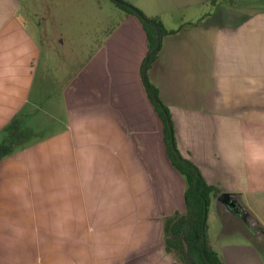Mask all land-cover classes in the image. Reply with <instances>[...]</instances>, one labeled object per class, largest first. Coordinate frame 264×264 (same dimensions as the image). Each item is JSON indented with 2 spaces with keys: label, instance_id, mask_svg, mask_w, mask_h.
<instances>
[{
  "label": "crops",
  "instance_id": "1",
  "mask_svg": "<svg viewBox=\"0 0 264 264\" xmlns=\"http://www.w3.org/2000/svg\"><path fill=\"white\" fill-rule=\"evenodd\" d=\"M260 3L204 0L208 13L176 26L140 8L175 31L162 39L148 78L171 115L178 151L220 191L209 212L223 216L217 197L226 193L258 223L257 249L233 263L208 233L224 264H264ZM20 9L18 0H0V140L12 120L25 136L0 161V264H176L162 225L184 211L185 183L141 83L147 42L138 20L124 14L84 56L58 33L40 42ZM208 221L209 213V231ZM124 223L123 247L95 255L93 233Z\"/></svg>",
  "mask_w": 264,
  "mask_h": 264
},
{
  "label": "rangeland",
  "instance_id": "2",
  "mask_svg": "<svg viewBox=\"0 0 264 264\" xmlns=\"http://www.w3.org/2000/svg\"><path fill=\"white\" fill-rule=\"evenodd\" d=\"M123 1L134 7L138 6L136 8L140 11L144 9L146 12L158 14L166 26H176V20H184V17L187 20L198 19L208 13V9L203 5L204 0H200V2L195 0L198 5L191 3L183 8L177 6L178 0ZM180 1L186 2L188 0ZM248 1L253 5L257 0ZM18 2L21 5L20 16L26 24V30H29L28 32L30 33L32 32L31 34H34L38 40L40 39V42L47 45L49 42L48 35L52 37L58 33L67 49L73 47L80 51L82 48L84 56L95 49L103 37L117 25L120 17L124 16L123 11L119 10L110 0H18ZM259 5L264 7V0H261ZM250 7L247 11H254L255 8L253 6ZM211 20L213 21V18ZM216 20L218 19L215 18L214 21ZM37 23L40 27L37 26ZM206 25H208L207 21ZM135 218L138 217L135 216ZM157 218L161 220L163 216ZM208 224V233L213 242L222 243L224 246L222 248L226 256L230 258L229 261L231 263H233L232 258L242 256L244 249L247 247L257 249L258 235L254 236L252 231L239 218L228 212L224 211L223 216H220L211 209ZM125 226L121 225L118 231L109 232L108 234L102 233V231L93 233L94 254L97 256L107 254L106 247L111 253V244L118 241H120V246L123 247L125 240L123 239L124 229L127 228V225ZM9 235V237H12L13 234ZM62 236L64 234L60 235V237ZM250 239L255 244L247 243V240ZM34 250L37 254L40 252L39 247H34ZM125 250H121L120 255H126Z\"/></svg>",
  "mask_w": 264,
  "mask_h": 264
},
{
  "label": "trees",
  "instance_id": "3",
  "mask_svg": "<svg viewBox=\"0 0 264 264\" xmlns=\"http://www.w3.org/2000/svg\"><path fill=\"white\" fill-rule=\"evenodd\" d=\"M127 16L135 17L141 25L147 42V51L140 66V79L154 112L162 124L163 140L171 167L183 178L184 211L174 212L163 219V246L177 264H224L208 239V213L219 190L209 185L200 170L178 151L173 122L168 108L160 100L158 90L150 83L148 71L157 59L162 39L175 33L167 30L158 17H148L123 0H110ZM25 141L19 122L12 120L3 130L0 140V161ZM254 221V220H253ZM256 226L258 223L254 221Z\"/></svg>",
  "mask_w": 264,
  "mask_h": 264
},
{
  "label": "water",
  "instance_id": "4",
  "mask_svg": "<svg viewBox=\"0 0 264 264\" xmlns=\"http://www.w3.org/2000/svg\"><path fill=\"white\" fill-rule=\"evenodd\" d=\"M217 201L226 212L239 218L244 224L253 221L252 217L238 205L236 199L231 195L222 193L217 197Z\"/></svg>",
  "mask_w": 264,
  "mask_h": 264
},
{
  "label": "flooded vegetation",
  "instance_id": "5",
  "mask_svg": "<svg viewBox=\"0 0 264 264\" xmlns=\"http://www.w3.org/2000/svg\"><path fill=\"white\" fill-rule=\"evenodd\" d=\"M253 233H256L257 232V226L256 224L254 223V221L252 222H249L247 224H245Z\"/></svg>",
  "mask_w": 264,
  "mask_h": 264
}]
</instances>
